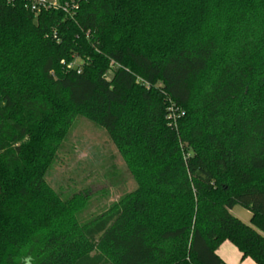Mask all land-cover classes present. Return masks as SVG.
I'll list each match as a JSON object with an SVG mask.
<instances>
[{
	"label": "trees",
	"instance_id": "obj_1",
	"mask_svg": "<svg viewBox=\"0 0 264 264\" xmlns=\"http://www.w3.org/2000/svg\"><path fill=\"white\" fill-rule=\"evenodd\" d=\"M80 117L137 185L81 225L46 181ZM227 241L264 264V0H0V264H223Z\"/></svg>",
	"mask_w": 264,
	"mask_h": 264
},
{
	"label": "rangeland",
	"instance_id": "obj_2",
	"mask_svg": "<svg viewBox=\"0 0 264 264\" xmlns=\"http://www.w3.org/2000/svg\"><path fill=\"white\" fill-rule=\"evenodd\" d=\"M75 64L79 66L82 62L76 60ZM108 78H112L111 72ZM46 181L65 202L84 201L83 210L76 215L80 225L113 210L137 188L107 133L84 117H80L68 133L46 173ZM231 214L250 224L251 213L243 207H234Z\"/></svg>",
	"mask_w": 264,
	"mask_h": 264
},
{
	"label": "crops",
	"instance_id": "obj_3",
	"mask_svg": "<svg viewBox=\"0 0 264 264\" xmlns=\"http://www.w3.org/2000/svg\"><path fill=\"white\" fill-rule=\"evenodd\" d=\"M251 219V218H250ZM223 264H255L250 258H244L231 242H224L217 251Z\"/></svg>",
	"mask_w": 264,
	"mask_h": 264
},
{
	"label": "built area",
	"instance_id": "obj_4",
	"mask_svg": "<svg viewBox=\"0 0 264 264\" xmlns=\"http://www.w3.org/2000/svg\"><path fill=\"white\" fill-rule=\"evenodd\" d=\"M29 3L30 9L33 12L38 11L41 8L56 7L58 5V0L56 2H50L49 0H26Z\"/></svg>",
	"mask_w": 264,
	"mask_h": 264
}]
</instances>
